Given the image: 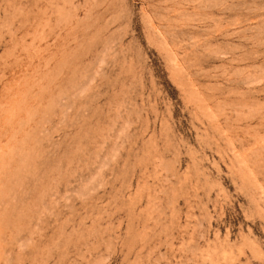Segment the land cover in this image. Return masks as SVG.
<instances>
[{"label": "rangeland", "instance_id": "obj_1", "mask_svg": "<svg viewBox=\"0 0 264 264\" xmlns=\"http://www.w3.org/2000/svg\"><path fill=\"white\" fill-rule=\"evenodd\" d=\"M0 264H264V0H0Z\"/></svg>", "mask_w": 264, "mask_h": 264}]
</instances>
